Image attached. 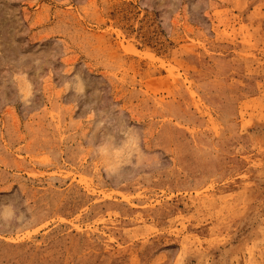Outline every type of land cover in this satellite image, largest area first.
<instances>
[{
    "label": "rangeland",
    "instance_id": "1",
    "mask_svg": "<svg viewBox=\"0 0 264 264\" xmlns=\"http://www.w3.org/2000/svg\"><path fill=\"white\" fill-rule=\"evenodd\" d=\"M0 264H264V0H0Z\"/></svg>",
    "mask_w": 264,
    "mask_h": 264
}]
</instances>
